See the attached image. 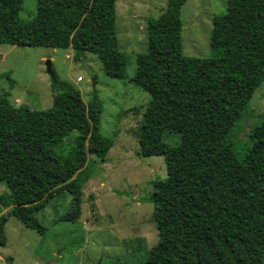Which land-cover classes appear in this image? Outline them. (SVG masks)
Masks as SVG:
<instances>
[{"label": "trees", "instance_id": "16d2710c", "mask_svg": "<svg viewBox=\"0 0 264 264\" xmlns=\"http://www.w3.org/2000/svg\"><path fill=\"white\" fill-rule=\"evenodd\" d=\"M25 0H0V44L72 49L99 57L106 73L124 79L127 57L119 50L116 0H37L33 20L23 21ZM168 0L148 20V51L137 55L133 82L151 95L140 128L142 157L162 156L167 177L153 183L150 201L159 240L145 264H264V123L239 158L228 135L264 82V0H228L214 18L211 58L186 56L181 9ZM48 110L13 105L0 94V206L45 233L36 214L58 189L76 184L88 162L87 145L104 161L112 140L100 134L102 103H85L81 91L57 76ZM80 134L59 152L74 132ZM181 141L170 145L165 133ZM78 193L61 219L77 222ZM0 217V247L7 215ZM12 257L7 264H12Z\"/></svg>", "mask_w": 264, "mask_h": 264}, {"label": "rangeland", "instance_id": "374dc122", "mask_svg": "<svg viewBox=\"0 0 264 264\" xmlns=\"http://www.w3.org/2000/svg\"><path fill=\"white\" fill-rule=\"evenodd\" d=\"M168 0H116L119 50L127 57L124 79L110 77L99 57L86 52L79 61L74 52L56 49L52 68L61 80L74 84L85 103L95 95L102 103L100 134L113 147L101 160L94 146L87 145L88 162L76 184L63 185L36 218L45 233L26 226L10 214L5 225L6 245L0 257L13 264H145L148 251L159 240L150 201L153 183L167 177L164 157H142L140 128L151 95L133 82L137 55L148 51V20L157 19ZM228 0H188L181 9L182 43L186 56L211 58V35L215 17L227 12ZM37 0H25L20 18L31 21ZM45 47L0 44V94L15 105L33 110L53 107L52 78L46 67ZM81 78V81H77ZM77 81V82H76ZM264 123V82L254 92L241 119L228 135V143L242 158L251 146V135ZM74 131L59 152H66L79 136ZM164 140L177 145L181 136L166 132ZM8 192L0 182V194ZM83 198L82 215L75 222L61 219L71 210L75 195ZM8 260L4 259V264ZM0 264H3L0 260Z\"/></svg>", "mask_w": 264, "mask_h": 264}, {"label": "water", "instance_id": "95a60500", "mask_svg": "<svg viewBox=\"0 0 264 264\" xmlns=\"http://www.w3.org/2000/svg\"><path fill=\"white\" fill-rule=\"evenodd\" d=\"M48 49L50 52H49V58L46 61V67H47V71H48L49 75L51 76L52 80L55 81L56 75H55L53 68H52V57H53L55 49L52 47H49Z\"/></svg>", "mask_w": 264, "mask_h": 264}, {"label": "crops", "instance_id": "0c3cea01", "mask_svg": "<svg viewBox=\"0 0 264 264\" xmlns=\"http://www.w3.org/2000/svg\"><path fill=\"white\" fill-rule=\"evenodd\" d=\"M66 50H70L71 52H73L72 49H66ZM8 211H9V209H5V208H3V207L0 206V217L2 215L7 214ZM4 259H7L8 260V258H2V257H0V260H1V262H3V264H4ZM12 264H13V260H12ZM35 264H53V261L52 260H44L43 262H36Z\"/></svg>", "mask_w": 264, "mask_h": 264}, {"label": "built area", "instance_id": "2783aa9c", "mask_svg": "<svg viewBox=\"0 0 264 264\" xmlns=\"http://www.w3.org/2000/svg\"><path fill=\"white\" fill-rule=\"evenodd\" d=\"M77 81H78V82L81 81V78H78Z\"/></svg>", "mask_w": 264, "mask_h": 264}]
</instances>
